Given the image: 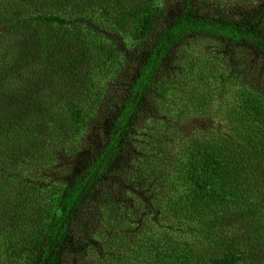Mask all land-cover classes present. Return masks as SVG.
Segmentation results:
<instances>
[{
    "label": "trees",
    "instance_id": "trees-1",
    "mask_svg": "<svg viewBox=\"0 0 264 264\" xmlns=\"http://www.w3.org/2000/svg\"><path fill=\"white\" fill-rule=\"evenodd\" d=\"M0 264H264V0H0Z\"/></svg>",
    "mask_w": 264,
    "mask_h": 264
}]
</instances>
